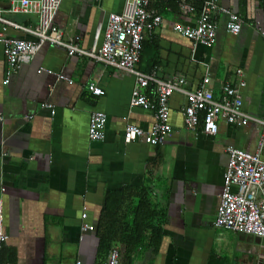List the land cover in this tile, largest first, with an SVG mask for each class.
Returning <instances> with one entry per match:
<instances>
[{
	"label": "crops",
	"instance_id": "1",
	"mask_svg": "<svg viewBox=\"0 0 264 264\" xmlns=\"http://www.w3.org/2000/svg\"><path fill=\"white\" fill-rule=\"evenodd\" d=\"M205 1L187 0L194 10L185 14L180 0H153L149 10L163 24L156 32L144 31L137 68L162 80L183 77L189 91L210 76L216 99L221 85L236 84L237 70H242L245 110L264 119V0H218L242 19L243 28L228 33L227 14L215 13L218 38L209 48L174 31L178 23L196 24ZM10 3L0 0V9ZM125 4L64 0L55 23L66 40L91 49L109 15L123 13ZM5 16L30 28L39 24L35 15ZM5 34L34 40L15 28ZM7 68L0 43V198L8 235L0 264H105L113 247L120 250L121 264H264L263 238L215 224L227 148L254 151L257 124L240 128L221 120L218 134L209 136L202 116L197 129L190 130L185 124L188 98L174 92L169 100L172 135L158 146L143 140L127 143V126L150 130L155 123L153 112L131 106L136 87L131 74L88 57H69L52 44H45L9 83ZM92 81L105 91L103 97L88 91ZM141 90L153 93V87ZM94 111L108 116L103 141L89 138ZM141 191L149 193L151 205L136 212ZM85 213L92 231L81 229ZM131 229L140 232L137 238ZM148 230L160 231L155 243Z\"/></svg>",
	"mask_w": 264,
	"mask_h": 264
},
{
	"label": "built area",
	"instance_id": "2",
	"mask_svg": "<svg viewBox=\"0 0 264 264\" xmlns=\"http://www.w3.org/2000/svg\"><path fill=\"white\" fill-rule=\"evenodd\" d=\"M63 1L11 0L8 9H0V25L3 28L0 43L4 45L8 63L5 82L9 83L22 65L31 63L45 44H52L63 48L69 57H88L106 68H114L134 76L136 87L132 91L131 106L153 112L155 123L150 130H143L134 125L127 126L124 134L127 143L143 140L147 144L158 146L172 135L169 100L174 92H181L188 98L185 124L190 130L197 129L202 116L203 132L209 136L218 134L221 120L240 128L250 123L257 124L260 134L254 151L235 146L227 148L229 162L224 174L215 224L217 227L253 234L264 239V119L256 118L245 110L242 95V88L246 86L244 72L237 70L236 84L227 82L221 85L220 99H216L214 90L210 88V76H206L195 91L186 90L183 77L171 75L169 79L162 80L155 74H146L137 68L143 50L144 31L156 32L163 24V18L149 10L153 0H126L124 12L109 15L106 29L103 33L99 30L91 49L82 47L77 41L66 40L56 25L55 20ZM180 6L185 14L194 10L187 0H180ZM218 12L227 14L228 33L238 34L242 31V19L231 10L221 7L218 0L204 2L196 24L178 23L174 26V31L195 44L212 47L218 38V25L214 21V14ZM7 13L38 16L39 24L36 28L21 25L8 19L5 16ZM8 28L21 30L34 40L7 36L5 32ZM41 71L46 70L42 68ZM58 77L73 83L66 75L58 74ZM141 87H153L152 95L144 93ZM87 89L96 98L105 95V91L94 81L88 84ZM45 107L51 108L50 105ZM3 121L4 116L0 113V122ZM107 122V114L102 111L92 112L88 130L91 141L105 139ZM87 218L86 213L82 215L84 222L81 229L84 232L94 230V226L86 222ZM7 239L8 235L4 230V204L0 198V251ZM105 264H121L118 248L113 247L110 250Z\"/></svg>",
	"mask_w": 264,
	"mask_h": 264
},
{
	"label": "trees",
	"instance_id": "3",
	"mask_svg": "<svg viewBox=\"0 0 264 264\" xmlns=\"http://www.w3.org/2000/svg\"><path fill=\"white\" fill-rule=\"evenodd\" d=\"M136 197L139 199V203L135 206L136 208V212L142 211L144 210L146 207H149L151 205V199H150V195L149 193L145 192V191H141L136 193ZM139 217L138 213L134 214L133 218H135L134 223L136 221V218ZM159 230H148L147 233H149L151 235L152 240L150 241L151 244L156 242V238H157V233L159 234ZM129 233L134 234V238H137V236L140 234V232L138 230H134L131 229V231ZM129 237H125L123 239L124 244H126L127 247H129V241H128Z\"/></svg>",
	"mask_w": 264,
	"mask_h": 264
}]
</instances>
